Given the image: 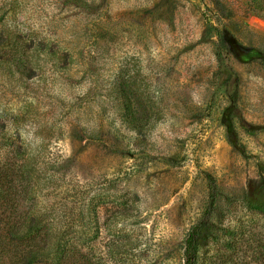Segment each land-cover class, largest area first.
<instances>
[{"label": "rangeland", "instance_id": "374dc122", "mask_svg": "<svg viewBox=\"0 0 264 264\" xmlns=\"http://www.w3.org/2000/svg\"><path fill=\"white\" fill-rule=\"evenodd\" d=\"M218 31L264 52V0H0V239L34 201L53 264H184L213 193L198 264H264V61Z\"/></svg>", "mask_w": 264, "mask_h": 264}, {"label": "trees", "instance_id": "16d2710c", "mask_svg": "<svg viewBox=\"0 0 264 264\" xmlns=\"http://www.w3.org/2000/svg\"><path fill=\"white\" fill-rule=\"evenodd\" d=\"M217 35L219 42L236 59L242 62H250L256 59L264 61V52L255 47L243 45L232 33L218 31ZM218 65L219 78H224L223 84L234 83L236 79L232 69L221 58H218ZM136 120L133 119L134 122ZM20 166L22 176L21 191H19V188H15L12 181L11 183L12 191L17 195L18 204L20 203L25 207L31 197V182L25 164ZM1 174L4 175L0 172V179L2 177ZM1 186L2 183L0 181V191L2 190ZM211 186L213 187V185ZM211 202H213V193L210 196V206ZM30 205L22 211L19 228L9 227L3 239H0V264H53L58 263L61 258L68 255L69 250L62 248L57 252L58 249L52 246L53 233L49 227L41 226L37 220L32 207L34 206V201ZM248 205L251 209L264 213V200H249ZM210 206L207 208L206 214L202 216L191 231L184 264H198V247L201 243L207 241L211 235V223L208 217ZM56 252L57 254L55 255Z\"/></svg>", "mask_w": 264, "mask_h": 264}]
</instances>
